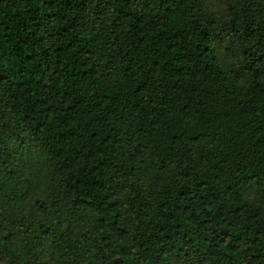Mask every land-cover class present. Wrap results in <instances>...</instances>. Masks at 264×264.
Instances as JSON below:
<instances>
[{
  "label": "trees",
  "instance_id": "obj_1",
  "mask_svg": "<svg viewBox=\"0 0 264 264\" xmlns=\"http://www.w3.org/2000/svg\"><path fill=\"white\" fill-rule=\"evenodd\" d=\"M262 213L264 0H0V264H264Z\"/></svg>",
  "mask_w": 264,
  "mask_h": 264
},
{
  "label": "clouds",
  "instance_id": "obj_2",
  "mask_svg": "<svg viewBox=\"0 0 264 264\" xmlns=\"http://www.w3.org/2000/svg\"><path fill=\"white\" fill-rule=\"evenodd\" d=\"M219 151V148L215 146L214 150L212 151L213 154L217 153ZM191 154L190 153H179V160L178 164L180 168H183L185 165V161L187 163L189 160H191ZM54 161V160H53ZM215 164L212 162H209L208 165L203 169L201 175H197L194 177L193 184H196L201 178H204L209 185H217L222 181V177L224 175L225 169H221L219 173H213L210 171V169L214 168ZM53 169H58L60 174L57 175V171H53ZM194 172L184 174L182 173L181 175H176L175 173L169 174L168 177H165L163 180L159 181L158 184V189L155 192L156 197H161V196H166L169 199H171V192H172V185L178 184L179 177H190L193 176ZM45 175L48 177L47 180L45 181V186L44 189L37 194L35 198L41 199V200H54L58 195H60L59 185L60 182H63L65 184V188L62 189L63 194L68 198L72 199L74 198L73 193L78 192L77 188H74L71 184V176H66L63 173L62 168L59 167V165L55 164V161L53 164L48 165L45 164ZM167 180H170L171 183L168 184L166 183ZM198 186V184H197ZM191 190V189H189ZM211 191H215V187L213 189H210ZM87 203L86 201H84ZM161 207H165V205H161ZM223 211V209H222ZM201 215H204L207 217L208 223L215 225V217H209L207 213L201 212ZM227 217V213H225ZM230 218V217H229ZM257 224H264V213H262L259 217H257ZM240 218H235L233 219V223H238ZM201 230H204V225H201Z\"/></svg>",
  "mask_w": 264,
  "mask_h": 264
},
{
  "label": "rangeland",
  "instance_id": "obj_3",
  "mask_svg": "<svg viewBox=\"0 0 264 264\" xmlns=\"http://www.w3.org/2000/svg\"><path fill=\"white\" fill-rule=\"evenodd\" d=\"M215 6L218 10H220L221 8V5L218 3V2H215ZM222 58L224 59V57L222 56ZM229 64V63H228ZM39 193V190L38 189H35L34 192H33V196H36L37 194Z\"/></svg>",
  "mask_w": 264,
  "mask_h": 264
}]
</instances>
